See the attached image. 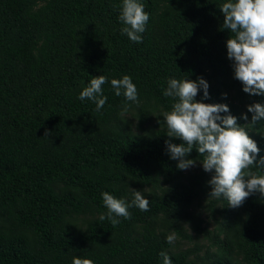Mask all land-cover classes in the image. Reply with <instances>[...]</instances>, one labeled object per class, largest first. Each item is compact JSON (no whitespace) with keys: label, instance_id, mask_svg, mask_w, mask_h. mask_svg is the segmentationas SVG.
<instances>
[{"label":"trees","instance_id":"trees-1","mask_svg":"<svg viewBox=\"0 0 264 264\" xmlns=\"http://www.w3.org/2000/svg\"><path fill=\"white\" fill-rule=\"evenodd\" d=\"M139 2L149 21L135 43L121 33L122 0H0V264H72L74 256L163 264L161 252L172 264H264V198L255 193L233 208L209 197L213 173L203 157L194 148L195 166L181 170L165 143L183 142L167 136L162 115L175 102L163 95L170 78L203 77V102L228 104L240 125L248 104H264L234 79L226 47L233 34L219 9L227 0ZM99 75L107 101L96 111L79 93ZM123 75L139 99L126 113L111 86ZM154 113L159 125L145 128ZM247 131L264 156V120ZM132 189L149 210L130 207L131 219L115 227L101 221L102 192L130 203ZM206 197L207 219L194 210ZM187 226L208 240L204 254L198 244L167 242L191 240Z\"/></svg>","mask_w":264,"mask_h":264},{"label":"clouds","instance_id":"clouds-1","mask_svg":"<svg viewBox=\"0 0 264 264\" xmlns=\"http://www.w3.org/2000/svg\"><path fill=\"white\" fill-rule=\"evenodd\" d=\"M223 13V28L229 30L226 41L227 57L232 61L234 79L243 85V91L253 96H264V0H227L220 7ZM119 20L123 27L121 33L135 42H142V33L146 30L149 13L139 0H122ZM107 82L104 75L93 76L88 86L79 93L81 101L90 99L100 111L107 101L102 94V85ZM115 95L125 97L122 111L127 112L130 102L139 103L136 85L129 75L111 79ZM203 90V96L196 99L198 90ZM209 84L203 77L191 80L188 77L170 78L167 88L163 90L165 97L175 101L170 111L164 112L163 118L167 125V136L176 137L180 144L166 140L167 152L170 158L177 160V167L186 170L195 166L196 159L188 158L195 148L205 172L213 173L208 184L211 185L209 197L221 198L228 205L237 208L245 199L259 193L264 198V175H257L251 167L264 170V156H259L257 143L249 136L251 129L264 120V104L253 102L247 105V112L242 113V119L248 121L244 125L238 123L226 103H205L209 98ZM225 98L227 93L222 94ZM225 113V115H221ZM251 113L249 121L248 114ZM45 131L44 135H47ZM247 170V171H246ZM133 199L116 198L113 194L102 192L107 213L100 215V220L108 219L115 227L119 218L131 219L130 207L141 211L149 210V200L141 191L132 189ZM168 243H174L175 236H167ZM163 264H172L166 252H161ZM72 264H94L89 258L73 257Z\"/></svg>","mask_w":264,"mask_h":264},{"label":"rangeland","instance_id":"rangeland-1","mask_svg":"<svg viewBox=\"0 0 264 264\" xmlns=\"http://www.w3.org/2000/svg\"><path fill=\"white\" fill-rule=\"evenodd\" d=\"M130 117V116H129ZM131 120L136 123L137 122V119L133 118V117H130ZM159 121L157 120V113H154L151 118L148 120V122L145 124V128L146 127H153V126H158L159 125ZM137 124V123H136ZM136 124H133V130L135 132H141L143 130H140L137 128ZM209 198L206 197L205 200L199 202L197 205H195V208L194 210L197 211V212H200L202 214V216L207 219V209H208V201ZM210 229H213V226L210 225ZM187 233L192 236V239H185V238H181V237H176L175 236V243H177L180 247H183V248H188V247H193L195 244H198L199 247L203 248V252L202 254H204V251L208 248L209 246V242L207 239L201 237V238H198L196 236V234L191 230L190 227L187 226V229H186Z\"/></svg>","mask_w":264,"mask_h":264}]
</instances>
